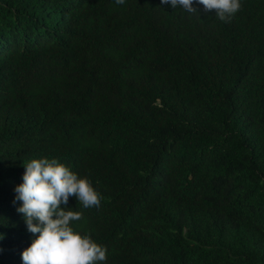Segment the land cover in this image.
Masks as SVG:
<instances>
[{
	"label": "trees",
	"instance_id": "obj_1",
	"mask_svg": "<svg viewBox=\"0 0 264 264\" xmlns=\"http://www.w3.org/2000/svg\"><path fill=\"white\" fill-rule=\"evenodd\" d=\"M231 22L161 0H0V264L35 238L33 159L87 177L96 264H264V0Z\"/></svg>",
	"mask_w": 264,
	"mask_h": 264
},
{
	"label": "clouds",
	"instance_id": "obj_2",
	"mask_svg": "<svg viewBox=\"0 0 264 264\" xmlns=\"http://www.w3.org/2000/svg\"><path fill=\"white\" fill-rule=\"evenodd\" d=\"M123 4L125 0H116ZM173 9L182 7L189 13L215 11L224 22L241 9L240 0H161ZM23 183L15 188L17 211L23 214L27 230L35 237L22 252L24 264H96L106 261L107 248L90 236H82L70 226L80 221L82 213L73 211L69 198L75 197L84 208L99 207L102 196L87 177H79L56 159H33L24 166ZM4 237L0 234V240Z\"/></svg>",
	"mask_w": 264,
	"mask_h": 264
}]
</instances>
